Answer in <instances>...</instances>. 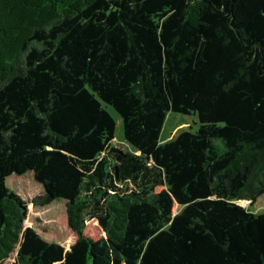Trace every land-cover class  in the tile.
I'll return each instance as SVG.
<instances>
[{
	"label": "trees",
	"instance_id": "trees-1",
	"mask_svg": "<svg viewBox=\"0 0 264 264\" xmlns=\"http://www.w3.org/2000/svg\"><path fill=\"white\" fill-rule=\"evenodd\" d=\"M262 194L264 0H0V264H264Z\"/></svg>",
	"mask_w": 264,
	"mask_h": 264
},
{
	"label": "rangeland",
	"instance_id": "rangeland-1",
	"mask_svg": "<svg viewBox=\"0 0 264 264\" xmlns=\"http://www.w3.org/2000/svg\"><path fill=\"white\" fill-rule=\"evenodd\" d=\"M108 110L115 121L114 135L111 144L120 147L122 150L135 152L134 148L124 139L120 116L111 108ZM198 125L199 122L195 114L186 115L169 111L165 116L164 123L158 138V144L162 145L173 140L179 133L183 131L194 133L197 130ZM24 182L11 179L7 182V184L10 188L15 190V192L20 194L24 200L29 201L30 196L40 192V188L31 182ZM26 190H29L28 192H30L28 195L24 194ZM235 202L245 208H248L254 213L264 212V194L258 197L252 204L250 203V200H238ZM63 209V204L57 201L44 207H35L29 204L24 225L38 228L42 225L49 224L51 221H53L57 214L63 212ZM6 264H9V262H6Z\"/></svg>",
	"mask_w": 264,
	"mask_h": 264
},
{
	"label": "water",
	"instance_id": "water-1",
	"mask_svg": "<svg viewBox=\"0 0 264 264\" xmlns=\"http://www.w3.org/2000/svg\"><path fill=\"white\" fill-rule=\"evenodd\" d=\"M105 107H107V105H105Z\"/></svg>",
	"mask_w": 264,
	"mask_h": 264
}]
</instances>
